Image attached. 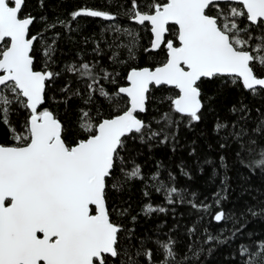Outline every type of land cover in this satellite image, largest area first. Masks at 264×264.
Returning <instances> with one entry per match:
<instances>
[{
    "label": "trees",
    "instance_id": "16d2710c",
    "mask_svg": "<svg viewBox=\"0 0 264 264\" xmlns=\"http://www.w3.org/2000/svg\"><path fill=\"white\" fill-rule=\"evenodd\" d=\"M151 2L137 0L139 10L147 11ZM233 6L237 5L227 7ZM220 7L227 11L224 4ZM85 8L116 19H72L74 12ZM215 13L216 9L210 8L209 14ZM21 15L35 18L30 30L31 36H38L32 53L34 69L43 71L47 64V70L59 73L47 82L43 109L62 122L63 138L69 145L88 135L78 126L81 109L89 111L96 122L120 114L114 105L119 102L123 111L127 100L121 95L109 103L93 92L91 103L86 104L87 84L92 81L69 71L73 65L88 64L99 79L94 87L102 86L109 96L116 97L117 90L127 86L132 69L154 68L166 59L163 46L157 52L149 51V25L132 22V0H25ZM245 26L241 22L240 27ZM250 31L251 43H259L256 37L264 31ZM167 38L175 40L174 32ZM49 48L51 55L46 57ZM105 73L111 74L108 79H102ZM254 74L264 77V69L254 66ZM225 81L213 78L200 83L204 107L201 119L191 123L173 112L169 97L176 90L153 87L147 110L139 115L149 127L125 137L124 147L118 150L106 201L112 222L122 229L118 234L121 251L126 250L137 264H161L166 255L161 245L169 241L176 254V261L170 264H243L241 247L251 250L264 242V171L248 166L255 156L249 148L264 147V130L256 131L264 129V92L253 96L241 83ZM165 114L172 115L170 125ZM28 117V110L18 103L11 105L7 124L0 114V145H13L11 129L24 132ZM153 132L159 134L151 136ZM251 140L257 144L252 145ZM137 167L140 176L129 178L126 174ZM169 188L177 190L172 203L166 194ZM149 205L156 211L146 214ZM193 205L211 208L206 211ZM219 211L225 213V219L217 222L213 217ZM137 252H151V261ZM120 259L113 264H119Z\"/></svg>",
    "mask_w": 264,
    "mask_h": 264
},
{
    "label": "snow or ice",
    "instance_id": "6c2138e0",
    "mask_svg": "<svg viewBox=\"0 0 264 264\" xmlns=\"http://www.w3.org/2000/svg\"><path fill=\"white\" fill-rule=\"evenodd\" d=\"M221 3L237 6L225 11ZM24 4L25 0H0V114L7 124L14 103L29 112L24 132L11 129L13 145H0V264H113L116 258H121L119 264H137L126 250L121 251L118 234L122 229L112 222L106 201L118 149L124 147L125 137L149 127L138 113L147 110L150 86L176 90L169 97L171 107L189 123L201 119L203 80L226 78L225 82L233 85L242 83L253 96L264 92V78L254 74V66L264 69V35L252 44L250 31H264V0H152L143 12L137 0H132V18L151 26L154 41L150 50L163 46L166 59L154 68L132 69L127 76L129 86L120 87L116 97L109 96L102 86L94 87L99 79L88 64L73 65L69 71L92 81L87 84L86 104L91 103L93 92L109 103L121 94L127 98L123 111L119 102L114 105L120 114L111 119L93 122L89 111L81 109L78 126L88 135L73 145L63 138L62 122L40 107L45 103L47 82L59 73L47 70V64L43 71L34 70L32 53L37 37L30 36L29 29L35 18L21 15ZM210 8L216 9L214 15L209 14ZM80 16L116 19L87 8L74 12L72 19ZM241 22L246 26L240 27ZM170 32L175 40L167 38ZM44 55L50 57L51 48ZM110 75L105 73L102 79ZM164 119L172 123L171 114H165ZM241 135L238 133V138ZM250 143L257 144L256 140ZM249 152L255 156L248 166L264 171V147L249 148ZM126 175L139 177V168ZM176 192L175 188L167 190L169 203ZM193 207L207 211L211 205ZM154 211L149 205L146 214ZM252 214L257 215L255 211ZM213 219L219 222L225 213L219 211ZM172 243L161 245L166 253L161 264L176 261ZM240 252L243 264H264V242L251 250L242 246ZM141 254L151 261V252L136 253Z\"/></svg>",
    "mask_w": 264,
    "mask_h": 264
},
{
    "label": "water",
    "instance_id": "95a60500",
    "mask_svg": "<svg viewBox=\"0 0 264 264\" xmlns=\"http://www.w3.org/2000/svg\"><path fill=\"white\" fill-rule=\"evenodd\" d=\"M221 4H223V3H221ZM22 10H23V7H22ZM132 22L133 23H135V24H138V23H136L135 22V20L134 19H132ZM146 24H147V22H146ZM138 25H140V24H138ZM31 27H32V25L30 26V29H29V35H30V30H31ZM149 27L151 28V26L149 25ZM151 35H152V42H151V47H150V49L152 48V43H153V41H154V35L152 34V32H151ZM31 36V35H30ZM34 36H36V35H34ZM168 36V35H167ZM37 38H38V36H36ZM178 43V42H177ZM35 45V44H34ZM34 47V46H33ZM162 47V46H161ZM149 49V51H151V52H157V51H159V50H150ZM34 67V66H33ZM145 68H151V67H145ZM143 69V68H142ZM35 70V69H34ZM139 70V69H138ZM260 78H264V77H260ZM212 80V79H211ZM242 84V83H241ZM127 86H129V82L127 81ZM127 86H125V87H127ZM153 87H155V86H150V91H151V89L153 88ZM160 87H167V88H171V87H168V86H160ZM160 87H155V88H160ZM45 91H46V89H45ZM150 93V92H149ZM149 93H148V95H149ZM122 95V94H121ZM43 106H44V104L43 105H41L40 107H41V109H43ZM146 109H147V104H146ZM146 112V111H145ZM145 112L144 113H138V118L140 119V117H139V115H143V114H145ZM142 120V119H141ZM143 121V120H142ZM119 150V149H118Z\"/></svg>",
    "mask_w": 264,
    "mask_h": 264
},
{
    "label": "flooded vegetation",
    "instance_id": "af4514ba",
    "mask_svg": "<svg viewBox=\"0 0 264 264\" xmlns=\"http://www.w3.org/2000/svg\"><path fill=\"white\" fill-rule=\"evenodd\" d=\"M233 5H235V4H233Z\"/></svg>",
    "mask_w": 264,
    "mask_h": 264
}]
</instances>
